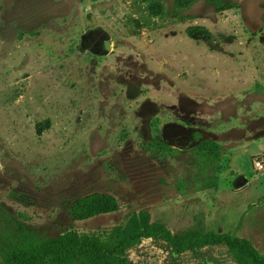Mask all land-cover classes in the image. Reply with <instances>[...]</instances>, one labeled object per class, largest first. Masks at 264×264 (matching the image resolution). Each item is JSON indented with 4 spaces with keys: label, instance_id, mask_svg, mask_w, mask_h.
I'll return each instance as SVG.
<instances>
[{
    "label": "rangeland",
    "instance_id": "374dc122",
    "mask_svg": "<svg viewBox=\"0 0 264 264\" xmlns=\"http://www.w3.org/2000/svg\"><path fill=\"white\" fill-rule=\"evenodd\" d=\"M220 1L234 6L0 0V237L115 244L159 222L237 233L264 256V0ZM201 139L220 156H197ZM93 193L117 208L75 218ZM127 253L174 264L160 240Z\"/></svg>",
    "mask_w": 264,
    "mask_h": 264
},
{
    "label": "trees",
    "instance_id": "16d2710c",
    "mask_svg": "<svg viewBox=\"0 0 264 264\" xmlns=\"http://www.w3.org/2000/svg\"><path fill=\"white\" fill-rule=\"evenodd\" d=\"M208 1L219 11L234 6V3L220 0ZM196 155L213 161L220 156V146L210 139H201ZM210 187L216 188L217 182L204 185V189ZM116 208L114 196L93 193L77 199L72 205V214L77 219H86ZM144 239L162 241L174 264H232L225 254H217L215 246L222 243L227 245L228 257L237 264H264V256L251 241L237 233L200 230L174 233L159 222L134 226L115 244L74 232L42 240L21 231L17 236H1L0 251L5 264H134L127 250Z\"/></svg>",
    "mask_w": 264,
    "mask_h": 264
},
{
    "label": "water",
    "instance_id": "95a60500",
    "mask_svg": "<svg viewBox=\"0 0 264 264\" xmlns=\"http://www.w3.org/2000/svg\"><path fill=\"white\" fill-rule=\"evenodd\" d=\"M108 46H109V44L106 43V47H108ZM246 183H247V179H246L245 177H242L240 181H236V183H235V188H236V189H240V188H242L244 185H246Z\"/></svg>",
    "mask_w": 264,
    "mask_h": 264
},
{
    "label": "built area",
    "instance_id": "2783aa9c",
    "mask_svg": "<svg viewBox=\"0 0 264 264\" xmlns=\"http://www.w3.org/2000/svg\"><path fill=\"white\" fill-rule=\"evenodd\" d=\"M254 164H255V167L258 168V169H262L263 168V161L260 160V159H256L254 161Z\"/></svg>",
    "mask_w": 264,
    "mask_h": 264
}]
</instances>
